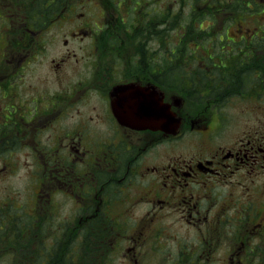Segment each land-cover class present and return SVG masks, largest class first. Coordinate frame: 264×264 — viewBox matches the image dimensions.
Returning <instances> with one entry per match:
<instances>
[{
	"label": "flooded vegetation",
	"instance_id": "1",
	"mask_svg": "<svg viewBox=\"0 0 264 264\" xmlns=\"http://www.w3.org/2000/svg\"><path fill=\"white\" fill-rule=\"evenodd\" d=\"M1 1L0 264H264V0Z\"/></svg>",
	"mask_w": 264,
	"mask_h": 264
},
{
	"label": "rangeland",
	"instance_id": "2",
	"mask_svg": "<svg viewBox=\"0 0 264 264\" xmlns=\"http://www.w3.org/2000/svg\"><path fill=\"white\" fill-rule=\"evenodd\" d=\"M9 1V0H8ZM6 1V2H8ZM11 3H17L19 4V0H10ZM22 0L24 4H27L28 6H35V0ZM5 5L4 2L0 0V9L3 8ZM221 17V16H220ZM0 30H2V27H0ZM228 35H233V31L229 29ZM232 98L233 103L226 106V108H223L231 114V116L239 122L240 125L245 124V119L247 117V92H239V91H233L232 92ZM237 124V125H239ZM25 160V156L21 154H13L8 156H0V167L4 164H12L13 168L12 170H1L0 171V210L1 209H7L10 211L16 212V209H14V206H21V203H23L24 194H23V187H24V181L26 180V172L23 167ZM7 197L12 198L15 203H13L12 208L9 207L7 202L9 201L6 199ZM25 207V206H23ZM21 207L17 211L23 212L25 208ZM4 211V210H1ZM5 238L3 235H0L1 238ZM1 242V241H0ZM3 244V242H1ZM4 264V263H3Z\"/></svg>",
	"mask_w": 264,
	"mask_h": 264
},
{
	"label": "water",
	"instance_id": "3",
	"mask_svg": "<svg viewBox=\"0 0 264 264\" xmlns=\"http://www.w3.org/2000/svg\"><path fill=\"white\" fill-rule=\"evenodd\" d=\"M143 103L144 102L141 100L140 108L145 110L144 114L145 115L148 114V109H149L150 114H152V116H154V118H150L151 120H149L147 122H138V123L136 122V123L139 125H142V126L165 129V125H167V122H163L161 119H163V117H165V116H169V112L167 111L168 107L166 106V108H167V110H166L165 105L162 104L160 102V100L156 101L154 106L152 104H150V106L147 107V106H144ZM118 116H119L120 120L122 121V123H125L127 125H135V123H131V121L129 122L128 118L124 117V119H122L121 115H118Z\"/></svg>",
	"mask_w": 264,
	"mask_h": 264
},
{
	"label": "trees",
	"instance_id": "4",
	"mask_svg": "<svg viewBox=\"0 0 264 264\" xmlns=\"http://www.w3.org/2000/svg\"><path fill=\"white\" fill-rule=\"evenodd\" d=\"M29 1L30 0H28L27 2H29ZM42 2H44V0H35V4L36 5L39 4V3H42ZM32 11L35 12L36 11V7L34 9H29L28 10V12H29L30 15H31V12ZM236 52H237V50H236ZM231 56H229V57H231ZM225 59H227V58H225ZM222 60H224V59H222ZM178 69H179V67H178ZM233 72L234 73L232 75L235 74L236 82H237V79L240 78L241 79L240 84L243 87L242 89L247 90V70H241L238 61H236V66H235ZM179 78H180L179 75L177 73L174 74V72H173L172 73V85H178L180 83V81L178 80ZM241 92L244 93L245 91H241ZM228 93L232 94V92L224 91L222 89H214L212 87H211V90H209V92H207V94L208 95H211V96H215V95L216 96H222V95H226Z\"/></svg>",
	"mask_w": 264,
	"mask_h": 264
}]
</instances>
